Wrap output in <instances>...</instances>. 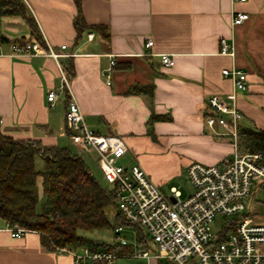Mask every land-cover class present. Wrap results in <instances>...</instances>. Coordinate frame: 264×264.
<instances>
[{
  "label": "crops",
  "instance_id": "obj_1",
  "mask_svg": "<svg viewBox=\"0 0 264 264\" xmlns=\"http://www.w3.org/2000/svg\"><path fill=\"white\" fill-rule=\"evenodd\" d=\"M23 1L60 57L13 55L14 41L33 40L31 29L21 17H0L1 134L70 146L66 112L71 98L63 70L88 127L121 136L133 161L128 164H139L166 195L177 188L185 199L193 192L191 163L219 164L235 151L228 137L216 135L221 127L205 122L209 97L231 102L233 83L223 77L224 69L235 65L248 73V87L237 99L240 130L264 131V0H82L86 21L106 26L110 35L86 31L79 42L75 0ZM234 10L250 18L233 27ZM222 39L234 44V59L220 53ZM147 40L154 41L152 48L145 49ZM161 54L171 55L174 66H164ZM134 86L141 88L138 93L132 92ZM53 90L60 98L51 106L47 97ZM153 114L169 119L149 125ZM183 178L189 181L187 192ZM262 190L264 180H256L253 192ZM246 215L264 224V217ZM0 264L76 263L67 252L47 250L38 233L16 238L0 221Z\"/></svg>",
  "mask_w": 264,
  "mask_h": 264
},
{
  "label": "built area",
  "instance_id": "obj_2",
  "mask_svg": "<svg viewBox=\"0 0 264 264\" xmlns=\"http://www.w3.org/2000/svg\"><path fill=\"white\" fill-rule=\"evenodd\" d=\"M249 18V14L234 10L232 26L241 25ZM153 45V40H147L144 47L149 49ZM66 47L63 45L62 49ZM12 50L17 56H46L55 60L60 57L45 36L43 43L35 40L13 42ZM220 53L234 59V44L222 39ZM161 62L166 67L175 64L169 54H161ZM114 64L115 60H112L111 65ZM61 72L71 98L66 112V134L80 154H96L105 180L115 189L117 210L126 221L143 228L150 247L144 249L137 242H128L122 235L123 227H117L113 231V242L131 245L133 252L116 254L90 248L60 251L71 254L76 264H115L121 258L141 260L143 264H264V224H257L246 215L247 201L252 196L255 181L264 180V156L242 152L238 147L239 123L243 114L237 99L238 93L248 87L247 72L235 65L222 71L223 77L233 83L229 95L231 102L226 103L219 95H212L208 99L210 112L205 118L210 128L219 126L224 130L216 135L228 137L235 145V151L219 164L191 163L187 172L193 192L185 199L177 188H172L171 195L163 193L139 164L120 163L129 151L125 140L118 135L98 134L88 127L69 79L63 70ZM59 98L55 90L47 97L51 106ZM220 216L226 218L224 226L214 231V224ZM7 230L16 238L26 233L17 226H8Z\"/></svg>",
  "mask_w": 264,
  "mask_h": 264
},
{
  "label": "trees",
  "instance_id": "obj_3",
  "mask_svg": "<svg viewBox=\"0 0 264 264\" xmlns=\"http://www.w3.org/2000/svg\"><path fill=\"white\" fill-rule=\"evenodd\" d=\"M75 2L78 8L74 19L76 40L79 42L86 31L98 32L108 38V28L89 24L83 15L82 0ZM0 17L23 18L31 29L33 40L43 43L23 0H0ZM1 41L5 42V39ZM139 89L134 86L132 92L138 93ZM165 119L169 117L153 114L149 125ZM238 147L242 152L264 156V131L240 130ZM39 159L44 164L41 170L37 169ZM115 194L113 187L107 189L96 180L85 159L74 153L70 146H44L37 140H17L0 133V221L7 227L17 226L26 232L38 233L47 250L90 248L116 254L131 253V245L104 243L86 235L96 231L113 232L117 227L126 226L136 230V242L140 247L149 248V239L140 225L126 221L119 211L110 221L106 209L116 206Z\"/></svg>",
  "mask_w": 264,
  "mask_h": 264
},
{
  "label": "rangeland",
  "instance_id": "obj_4",
  "mask_svg": "<svg viewBox=\"0 0 264 264\" xmlns=\"http://www.w3.org/2000/svg\"><path fill=\"white\" fill-rule=\"evenodd\" d=\"M70 147L73 150L74 153L79 154L78 149L72 144V142L70 143ZM81 155L87 165L90 168V171L92 172V174L94 175V177L96 178V180L105 188L110 189L111 185L105 180L103 173L98 165L97 162V156L95 153H89V152H84L79 154ZM40 161V159L37 162V169L41 170L43 169V162ZM132 163V159H131V155H127L124 159L120 160V163L123 165H127L128 163ZM156 169H159L156 167ZM182 183L185 187V191L187 192L189 190V181L186 178L182 179ZM188 188V189H187ZM252 197L251 199H248V204H247V209H246V213H252V214H256L259 217H264V190H262L261 192H256L254 191L252 193ZM43 195H41V200L43 202ZM117 208L116 206H110L106 209V213L110 219V221H113V217L114 215L117 213ZM226 218H224L223 216H220L219 219L215 222L214 224V231H218L221 230L223 228V224H224V220ZM261 219V218H260ZM123 232L122 235L125 236V238L128 240V242L132 243L134 241H136V230L132 227V226H126L123 227ZM87 237L91 238V239H96L100 242H104V243H112L114 240V235L112 231H96L94 233H87L86 234ZM167 263V262H164ZM115 264H138V262L136 260H129V259H118Z\"/></svg>",
  "mask_w": 264,
  "mask_h": 264
}]
</instances>
